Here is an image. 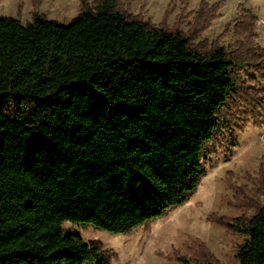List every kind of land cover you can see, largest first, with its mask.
Segmentation results:
<instances>
[{
  "label": "trees",
  "instance_id": "1",
  "mask_svg": "<svg viewBox=\"0 0 264 264\" xmlns=\"http://www.w3.org/2000/svg\"><path fill=\"white\" fill-rule=\"evenodd\" d=\"M237 56L112 0H82L69 25L0 19V264H113L65 223L121 235L186 205L229 121L257 99ZM258 184L250 219L212 218L247 236L240 264H264Z\"/></svg>",
  "mask_w": 264,
  "mask_h": 264
},
{
  "label": "rangeland",
  "instance_id": "2",
  "mask_svg": "<svg viewBox=\"0 0 264 264\" xmlns=\"http://www.w3.org/2000/svg\"><path fill=\"white\" fill-rule=\"evenodd\" d=\"M131 16L180 31L195 48L212 52L222 47L243 63L242 87L257 99L239 107L222 146L206 157V176L186 205L150 228L113 235L67 222V233L98 242L114 256L113 264H240L238 249L247 239L212 221L255 214L264 175V0H112ZM92 7L103 0H88ZM119 9V8H118ZM82 12V0H0V19L23 25L36 15L69 25ZM263 54V55H262ZM245 187L248 189L246 190ZM246 199V207L240 203ZM264 203L259 195L255 203ZM183 259L186 261L184 262Z\"/></svg>",
  "mask_w": 264,
  "mask_h": 264
}]
</instances>
